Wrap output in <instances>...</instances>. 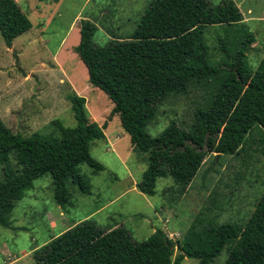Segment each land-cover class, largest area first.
Returning <instances> with one entry per match:
<instances>
[{"label": "trees", "instance_id": "16d2710c", "mask_svg": "<svg viewBox=\"0 0 264 264\" xmlns=\"http://www.w3.org/2000/svg\"><path fill=\"white\" fill-rule=\"evenodd\" d=\"M231 0L210 5L207 0H151L135 29L126 38L112 37L102 46L92 42L96 26L79 21L74 48L86 70L88 84L110 101L131 148L146 155V168L135 189L154 194L157 179L170 178L182 194L209 154L235 156L254 127L264 141V60L252 70L243 51L253 43L246 33L242 50L228 63L212 64L204 41L206 27L241 25ZM31 28L14 0H0V38L6 48ZM195 84L210 89L209 102L193 111L187 129L170 122L156 137L145 128L156 108L171 94L183 95ZM73 127L58 122L55 134H12L0 120V226L32 181L48 174L52 198L59 208L70 205L66 184L88 195L90 185L78 172L85 164L92 174L103 170L88 151L104 140L101 125L90 121L84 98L66 96ZM189 226L183 238L172 242L154 230L145 240L133 241L119 226L102 229L91 219L76 223L32 253L34 264H211L226 247L223 264H264V191L242 226L230 223ZM202 224V223H201ZM176 252V253H174Z\"/></svg>", "mask_w": 264, "mask_h": 264}, {"label": "rangeland", "instance_id": "374dc122", "mask_svg": "<svg viewBox=\"0 0 264 264\" xmlns=\"http://www.w3.org/2000/svg\"><path fill=\"white\" fill-rule=\"evenodd\" d=\"M14 1L31 28L15 38L9 48L0 38L2 123L21 137L35 132L55 134V122L73 127L66 101L72 85L84 98L88 119L98 125L105 122L107 131L103 130L104 140L92 142L88 151L103 170L92 174L85 164L78 166L79 174L90 185L88 195L67 183L70 205L61 209L53 201L48 174L32 181L14 204L9 226H0V264H34L31 253L35 249L85 219L105 230L121 226L135 242L145 240L157 229L172 242L179 241L194 221L199 228L204 224H244L264 191L261 130H250L238 155L205 156L182 194L170 178L157 179L152 196L140 194L134 186L146 168V155L131 148L118 117H109L110 101L88 84L85 68L74 52L79 30V23L71 24L74 18L91 21L97 28L92 42L102 46L112 37H128L151 0ZM207 1L216 5L220 0ZM231 1L242 23L206 27L203 38L209 61L228 63L242 50V37L250 33L253 43L243 54L254 70L264 60V0ZM210 93L207 87L195 84L183 95H169L157 106L146 133L156 137L170 122L187 129L193 111L206 106ZM226 252L224 247L211 264H223ZM181 264L196 261L184 258Z\"/></svg>", "mask_w": 264, "mask_h": 264}, {"label": "crops", "instance_id": "0c3cea01", "mask_svg": "<svg viewBox=\"0 0 264 264\" xmlns=\"http://www.w3.org/2000/svg\"><path fill=\"white\" fill-rule=\"evenodd\" d=\"M79 21H80L79 19L74 18L71 24H74V25H75L76 22L79 23ZM74 25H73V26H74ZM69 30H70V29H69ZM78 39H79V34H78ZM62 40H63V42H61V43H62L61 48H63V47L65 46V41H64V39H62ZM85 71H86V70H85ZM70 87H71L72 91H73L76 95L79 96L80 90L76 89V88L73 87L72 85H70ZM80 97H81V96H80ZM105 130L107 131V129H105ZM104 136H106L105 132H104ZM134 187H135V186H134ZM51 222H53V221H51Z\"/></svg>", "mask_w": 264, "mask_h": 264}]
</instances>
